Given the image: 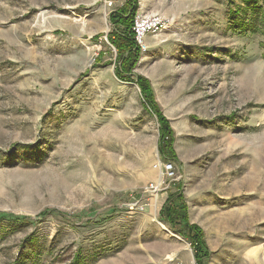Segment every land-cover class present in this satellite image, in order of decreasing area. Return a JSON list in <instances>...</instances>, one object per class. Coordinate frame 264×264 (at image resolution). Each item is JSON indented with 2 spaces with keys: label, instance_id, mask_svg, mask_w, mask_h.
Returning a JSON list of instances; mask_svg holds the SVG:
<instances>
[{
  "label": "rangeland",
  "instance_id": "1",
  "mask_svg": "<svg viewBox=\"0 0 264 264\" xmlns=\"http://www.w3.org/2000/svg\"><path fill=\"white\" fill-rule=\"evenodd\" d=\"M127 2L0 0V264H264V38L243 0Z\"/></svg>",
  "mask_w": 264,
  "mask_h": 264
},
{
  "label": "trees",
  "instance_id": "2",
  "mask_svg": "<svg viewBox=\"0 0 264 264\" xmlns=\"http://www.w3.org/2000/svg\"><path fill=\"white\" fill-rule=\"evenodd\" d=\"M260 1V0H259ZM257 0H243L245 3L244 11H236L233 14L234 19V27L241 31L242 34L247 33H253V34H260L264 38V0H261L263 2V6H260V2ZM129 2V0H128ZM127 2V3H128ZM129 4V3H128ZM128 4L123 7L115 16V22L117 24L121 25H129L131 23L132 27L134 25V14L135 10L132 9L130 4ZM242 8H239L241 10ZM132 11V12H131ZM249 12L252 13L251 18L249 17ZM116 24V23H115ZM118 35V34H117ZM113 44L118 48V51H120L121 54L129 53L131 56H135L136 54L140 53V47L137 45L136 39H135V33L134 31H131L130 27L126 35L124 36H116V40L113 42ZM264 47V43H263ZM133 61V60H131ZM128 66L126 67L127 70L132 68V64L129 63V61H126ZM170 202L172 200H169ZM168 201V205H166L163 208V215L166 218V220L170 221V223H183L185 230L186 227V206H177L173 204V207H169L170 202ZM179 204V202L177 203ZM193 229V230H192ZM190 228V231L192 230L191 238L193 240L192 246L197 250V255L199 254V251L204 254L205 256H208L207 250L205 248L204 242H202L201 233L197 228ZM198 261H202L200 256L198 255ZM201 263V262H200ZM79 264V263H77Z\"/></svg>",
  "mask_w": 264,
  "mask_h": 264
},
{
  "label": "built area",
  "instance_id": "3",
  "mask_svg": "<svg viewBox=\"0 0 264 264\" xmlns=\"http://www.w3.org/2000/svg\"><path fill=\"white\" fill-rule=\"evenodd\" d=\"M167 27L165 21L161 20L159 17H150L146 20H139L135 21V26L133 28L135 33V39L139 45L142 46L144 38L148 34H155L161 32ZM160 173L159 180L156 183L150 185V191L153 193H159L160 189L165 184V178L171 177L174 175V168L171 163H163L162 161H158V164L155 166Z\"/></svg>",
  "mask_w": 264,
  "mask_h": 264
}]
</instances>
